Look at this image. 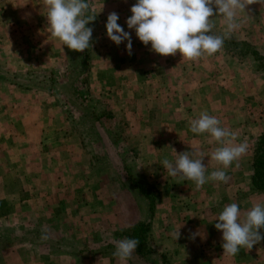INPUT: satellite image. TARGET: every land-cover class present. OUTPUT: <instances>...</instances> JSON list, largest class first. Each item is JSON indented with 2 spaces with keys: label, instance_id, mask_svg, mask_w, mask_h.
<instances>
[{
  "label": "rangeland",
  "instance_id": "1",
  "mask_svg": "<svg viewBox=\"0 0 264 264\" xmlns=\"http://www.w3.org/2000/svg\"><path fill=\"white\" fill-rule=\"evenodd\" d=\"M8 2L0 0V120L9 116L12 133L22 130V115L42 120L48 142L38 148H53L54 138L59 139L60 146L51 149L50 156L66 149V144L75 153L82 151L73 164L64 161L65 155L57 164L45 158L41 184L32 180L33 165L22 178V164L5 160L6 147L0 143V258H4L0 264H254L255 257L262 264V246L258 251L254 245L235 256L224 255L222 232L215 223L223 207L232 203L230 194L245 192L249 198L251 194L253 199H241L248 210L255 203L264 204L259 197L264 193L244 179L241 166L248 159L252 163L253 148L264 136V2L239 14L241 26L216 54L194 61L183 59L179 52L167 57L156 54L150 51L151 44L145 46L135 30L128 29L126 20L136 0H90L96 19L86 25L93 28V37L92 47L84 52L50 37L43 0ZM112 12L131 34L132 55L127 53V41L117 46L107 36L105 25ZM211 19L213 34L223 35L222 17ZM201 112L218 118L221 126L251 132L253 137L246 140L249 149L236 167L225 170L230 177L227 184L210 181L197 189L190 180L165 179L161 161L174 162L177 154L193 147L206 154V175L221 168L210 159L215 148L201 149L200 140L209 135L190 131V121ZM181 123L183 136L191 133L194 139L181 140L175 149L169 136ZM37 126L30 123L26 129ZM150 142L157 143L158 151L149 149ZM13 146L18 149L20 144ZM53 175L60 180L53 181ZM37 187H44L42 196H52L58 213L48 206L44 214L35 215L36 221L25 210L39 202V197L28 198L38 195ZM142 189L154 201L153 213ZM241 201L234 202L241 206ZM194 218L203 221L199 230L191 224ZM141 220L149 228L142 232L138 224V232L147 235L150 252L143 248L141 255L137 249L130 259L120 261L113 256L116 241L129 238L125 229ZM50 222L58 227L53 229ZM6 225L29 228L14 237L23 244L3 241ZM42 228L47 240L41 239ZM58 228V233L61 228L69 235V254L58 253L51 245ZM193 233L199 234L193 239Z\"/></svg>",
  "mask_w": 264,
  "mask_h": 264
},
{
  "label": "clouds",
  "instance_id": "2",
  "mask_svg": "<svg viewBox=\"0 0 264 264\" xmlns=\"http://www.w3.org/2000/svg\"><path fill=\"white\" fill-rule=\"evenodd\" d=\"M264 0H136L131 7L132 15L127 18L128 29H134L138 39L145 45L151 44L150 51L161 56H175L179 52L183 59L197 60L204 55L216 54L224 45L225 39L241 26L239 14L249 5ZM47 9V31L50 37L58 38L63 45L77 52H84L92 47L93 28L87 27L95 21L96 15L90 7V0H43ZM222 17L225 25L223 35L213 34L215 27L213 16ZM119 15L112 12L105 25L108 38L117 46L127 41V53L132 55L130 32L118 24ZM190 131L194 134L207 133L211 140L219 145L210 154V159L221 168L206 175V154L197 148L177 154L173 161L165 158L161 165L168 176L180 180L192 181L199 189L206 183L223 182L230 177L226 173L233 162L247 152L245 142H237L238 134L207 112H201L198 118L190 121ZM211 142V141H209ZM215 223V228L222 232L224 255L235 256L241 248L251 250L254 245L264 240L260 229H264V204L255 203L241 219V209L237 203L223 207ZM42 240H47V230L42 228ZM199 233H193L195 238ZM180 231L176 233V239ZM140 244L136 238L125 237L116 241L113 256L120 261L130 259Z\"/></svg>",
  "mask_w": 264,
  "mask_h": 264
},
{
  "label": "crops",
  "instance_id": "3",
  "mask_svg": "<svg viewBox=\"0 0 264 264\" xmlns=\"http://www.w3.org/2000/svg\"><path fill=\"white\" fill-rule=\"evenodd\" d=\"M5 1L7 2V4H9L8 0H2L3 3H5ZM4 14H6L4 11H3ZM2 17L4 18V16L2 15ZM5 19V18H4ZM7 20V19H5ZM4 21V20H2ZM2 38H6L5 37V32L3 33L2 35ZM53 100L55 102H57V99L56 98H53ZM9 108V107H8ZM3 119L2 121L0 120V124L2 126H0L2 129L0 130V143H4L6 149H5V152L4 155L2 156L5 160H7L8 162H11L12 160H15L16 162L15 163V166H20L22 164V178L26 179V174L25 172H27V168H29L31 165H33V168H34V177L32 180H40V183H44V180L43 179L45 177V173H44V162L43 160L45 158L49 159L50 162L54 161V163H58L59 160L61 158H63V156L65 155L64 157V161L68 164H73V162H76L77 159L80 158L79 154L81 153L80 151H82V149H80V151H78L77 153L73 152V150L75 149H71L69 147V144H66L65 148H60L59 150L56 151V155H49L50 153V150L53 149H57V146L59 145V139H55L54 138V141L56 143L53 144V148H45L44 145L40 146L41 149L38 148V145L39 143H42L44 144L47 140H45V135H46V132H44L43 130V121L40 120L39 118L38 119H34V120H31L29 118V116H27L26 114L23 116L22 115V130L19 131V133H12L11 130H10V120L8 119L9 116H6L4 117V115H2ZM199 116H197L198 118ZM39 120V121H38ZM36 124L38 123V126L34 129V130H28L26 129V126L28 124ZM224 127V126H222ZM176 128V131L175 132H172L170 133V140H169V144L171 146H174L176 147L175 149H179V145H181L182 141L186 142L188 139H194L192 134H187V137L186 136H183L184 135V130H183V125L182 123L179 124V127H175ZM228 128V127H227ZM235 127H232V131H235L237 132L238 134V139L242 138L243 140H240V142L242 141H246L248 140V138H251V136L253 137V135H251V132H244V131H240V130H234ZM6 130V131H5ZM24 130H28V131H24ZM59 132H57V135H60L62 136V131L58 130ZM176 133V134H175ZM180 133H183V134H180ZM67 135V133H66ZM205 136V134H203ZM152 136H154V134H152ZM197 137V136H196ZM187 138V139H186ZM199 139L200 136L198 137ZM13 139L15 140H20V141H14L13 143L11 141H13ZM182 140V141H181ZM202 141L203 143L205 144H202ZM200 140V144H201V149H204L205 151L207 150H212L216 147H218L219 145L217 144L216 141L214 140H211V137L207 136L206 138H204L203 140ZM211 141V142H209ZM48 142V141H47ZM238 142V140H237ZM13 144H20V147L17 149L13 146ZM47 145V144H46ZM50 146V144H48L46 147ZM60 146V145H59ZM13 147V148H12ZM17 149V150H15ZM149 149L153 150V151H158L157 149V143L156 142H153L149 144ZM249 149V147H248ZM15 151H17L16 153H14ZM36 153V154H39L35 157V159H33L31 156ZM22 157V158H21ZM17 159H22V163L20 162H17ZM236 164L237 162H233V164L231 165V169L235 168L236 167ZM4 166H8L9 164L8 163H5L3 164ZM207 165V164H206ZM241 166L242 168L246 171V176H244V179L246 177V180L250 183H251V179H250V175L252 173V165H251V162L249 161H244L241 163ZM31 168V167H30ZM246 168V169H245ZM244 171V173H245ZM166 176L165 179H167L169 181L168 178H170V176H168V174H164ZM105 177V176H104ZM48 178H46L47 180ZM51 179L53 181H59L60 179L59 178H55L54 175L51 176ZM246 181V182H247ZM37 182L35 181V184ZM40 183H37L39 185H41ZM29 184V183H28ZM234 184V183H233ZM35 186V185H34ZM42 186V185H41ZM43 188L44 187H37L36 190L37 191H40L37 195V193H33L30 197L28 198H34V197H39V202H36L33 206V207H30V208H26L25 210V213H28V215H36V216H40L42 213L44 214V210L45 208H48V206H52L53 209H54V212L55 214L58 213L57 210H55V204L52 203V196H49L50 194H45L44 196H42L43 194ZM49 188L47 187L46 188V191H50L48 190ZM243 191V190H242ZM262 192V191H261ZM24 195L26 196L27 193H24ZM247 194L245 192H238V193H233V194H230L228 195V199L229 201H231L232 203H235L236 200L237 201H241L242 200H251L253 199L252 198V195L250 194V198L246 196ZM259 195H263L262 193H259ZM47 196L50 197V200H44V198H46ZM260 197V201L264 202V197ZM23 199V198H22ZM217 199V198H216ZM219 199V198H218ZM235 199V200H234ZM235 201V202H234ZM247 202V201H246ZM205 203V200L203 202L200 203V205L203 206V204ZM241 203V206H240V209H241V219L244 218V214L248 211L247 209V206L245 205V201L243 203V201L240 202ZM239 205V204H238ZM242 205H245L242 206ZM53 211V210H52ZM15 213V211H14ZM21 214H22V209H21ZM50 215V214H49ZM35 216V220L37 221L38 218H36ZM4 217V216H3ZM201 219V218H200ZM198 221L197 218H194L193 221H192V225H195V228L196 230L198 229L199 230V227L201 225V223L203 222L202 220ZM51 223V222H50ZM51 226L53 228H56L58 227V224L55 222V224H52L51 223ZM53 228V229H54ZM28 229L29 228H21L20 225H17L15 227L13 226H10L8 227V225L4 226L2 228V230L4 231L2 233V239L3 241H9L12 245L10 246H15V245H19V244H23L22 242V239H18V238H14L16 237V233L19 231V232H23V233H27L28 232ZM59 231V228L55 230L56 234H55V237L51 235V245H55L56 246V250L57 252H61V253H64V254H69L68 250H69V235L67 233H65V231L63 232V230L60 228V233H58ZM69 232H71L70 228L68 229ZM54 232V233H55ZM260 232L262 235H264V229H260ZM64 233V234H63ZM11 238V239H10ZM214 239V238H212ZM213 243H216L214 240L212 241V244ZM261 246L264 248V240H262L260 243L256 244V250L258 251ZM224 251V250H223ZM244 254H246V252H244ZM222 256V255H221ZM252 257V256H251ZM253 261H254V257H252ZM259 259V260H258ZM4 261V258H0V262H3ZM51 261L53 262V260L51 259ZM261 262V259L258 258V257H255V261H254V264H260L259 262ZM262 264H264V258L262 259Z\"/></svg>",
  "mask_w": 264,
  "mask_h": 264
},
{
  "label": "trees",
  "instance_id": "4",
  "mask_svg": "<svg viewBox=\"0 0 264 264\" xmlns=\"http://www.w3.org/2000/svg\"><path fill=\"white\" fill-rule=\"evenodd\" d=\"M251 54L254 55V57L256 58H261V56L258 55L257 52L255 51H252ZM251 165H252V173L250 175L251 183L253 186H255L257 189L261 190L264 193V136L259 137L255 147L253 148ZM142 192L148 197L150 203V211L151 213H153L154 201L151 198H149V196L143 189ZM138 224L142 225L140 227L142 232H147L149 226L148 224H145L143 220H141L138 221V223H135L130 227H128L127 229H125V233L130 236L129 238L141 237L140 244L137 249L141 255H144L145 252L143 251V248L147 249L145 250L146 252L148 253L150 252L148 246L149 245L148 238L145 233L141 234L140 232H138V227H139Z\"/></svg>",
  "mask_w": 264,
  "mask_h": 264
}]
</instances>
